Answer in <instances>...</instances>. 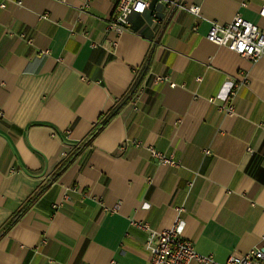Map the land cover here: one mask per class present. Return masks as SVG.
<instances>
[{
    "label": "crops",
    "instance_id": "crops-1",
    "mask_svg": "<svg viewBox=\"0 0 264 264\" xmlns=\"http://www.w3.org/2000/svg\"><path fill=\"white\" fill-rule=\"evenodd\" d=\"M169 1L179 6L156 2L117 36L114 0H0V233L149 59L132 100L0 236V264H148L149 232L131 221L158 233L177 218L217 263L264 248V56L250 63L206 39L237 13L264 33V0ZM241 77L233 113H219ZM71 187L84 197L54 209Z\"/></svg>",
    "mask_w": 264,
    "mask_h": 264
},
{
    "label": "built area",
    "instance_id": "built-area-1",
    "mask_svg": "<svg viewBox=\"0 0 264 264\" xmlns=\"http://www.w3.org/2000/svg\"><path fill=\"white\" fill-rule=\"evenodd\" d=\"M4 1L7 2L8 0ZM89 1L86 0V2ZM114 1V11L107 23V30L117 36L129 30L132 15H143L151 11L152 5L156 2H164L165 4H169V6H179L169 0ZM4 4L1 5L2 8ZM245 6L246 2L241 3V7ZM180 8L185 9L182 6ZM187 10L198 16L199 9L197 7H190ZM259 16L264 18V1L260 6ZM152 21L155 23L158 22L155 15H152ZM206 39L210 43L218 47H223L250 63H254L264 56V33L256 25L247 21L238 13L226 24H219L213 21L206 35ZM28 42L30 43L31 41ZM45 53L47 51H43L40 54ZM162 80L164 79L160 77L156 78V82H161ZM245 82V78L241 77L239 82L233 83L225 104L218 107L219 113L223 115H231L233 113L234 109L231 101ZM129 144L126 141L120 146V150L123 151ZM132 144L136 148L140 147L139 142H133ZM147 151L150 157L156 160L161 166L173 169L181 167L180 162L172 155L159 152L151 147H148ZM204 155L209 156L210 152L205 150ZM72 195L80 199L84 197V194L80 190L76 187H71L62 195L59 203L53 205V208L56 209L66 204H73L74 200ZM117 208L118 206L115 207V210ZM179 212H181L180 209ZM131 225L149 232V237L145 242V248L149 253L148 264H190L191 262L195 264H264V248L259 247H254L242 255H231L224 263H217L212 256L198 254L194 249L192 241L182 237V225L179 218L176 219L172 227L158 233L150 231L148 225L145 223L131 221ZM260 242H264V233L260 237Z\"/></svg>",
    "mask_w": 264,
    "mask_h": 264
},
{
    "label": "trees",
    "instance_id": "trees-1",
    "mask_svg": "<svg viewBox=\"0 0 264 264\" xmlns=\"http://www.w3.org/2000/svg\"><path fill=\"white\" fill-rule=\"evenodd\" d=\"M149 59H147L142 70L135 75L134 81L126 93L111 107V109L102 114L95 125L92 127L88 136L78 143L73 150L58 164L50 175V178L38 187L21 205V207L8 219L1 228V235L7 233L19 219L37 202V200L48 190V188L69 168V166L78 158V156L87 148L91 142L104 130V128L117 116V114L132 100L148 69ZM70 130V129H69ZM258 155H253L247 168L249 174L254 175L258 169Z\"/></svg>",
    "mask_w": 264,
    "mask_h": 264
}]
</instances>
